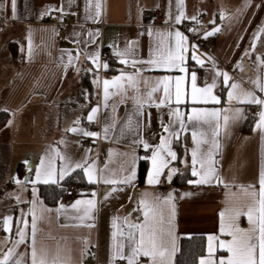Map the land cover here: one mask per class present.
I'll use <instances>...</instances> for the list:
<instances>
[{"label":"crops","instance_id":"crops-1","mask_svg":"<svg viewBox=\"0 0 264 264\" xmlns=\"http://www.w3.org/2000/svg\"><path fill=\"white\" fill-rule=\"evenodd\" d=\"M200 1L183 0L181 6L177 0H71V3L69 0H16L13 18L10 0H0V112L10 114L0 135L10 129V145L20 146L26 155L18 164L15 163L16 176L7 180V187L0 194V260L12 249L8 264H15L16 260L31 264L34 211L38 256L46 253L49 260L58 257L62 264H84L88 253L96 247L97 264H116L117 261L127 264L126 260H112V234L118 229L124 231L123 237L117 235L116 242H123L126 254L129 253L128 228L123 221L128 218L130 223L143 222L141 200H160L166 221L174 205L173 230L177 250L171 257V264H176L181 240L193 236H204L206 241L209 235L218 237L215 242L216 260L230 255L219 248L220 241L231 240L229 235L220 232V213L228 208H242L246 212L247 207L254 203L250 193L259 192L264 166V129L258 128L257 123L258 113L264 110V106L238 102L236 98L229 100L227 93L231 89L224 85L222 77H216V88L213 89V94L220 99L219 104H193L191 73L196 74L197 87L203 88L212 83L216 69L227 72L231 77L229 84L238 83L240 90L254 91L258 98L264 99V93L249 83L257 77L264 81V65L259 60L264 58V33L255 40L253 50L254 34L264 26V0H220L221 10H210L209 13L201 11ZM97 3L99 16L96 15ZM50 11L59 13L60 22L66 17L72 18L62 42L58 40L60 25L41 21ZM156 11L163 16L159 23L153 18ZM180 12L184 13V18L177 23L175 17ZM184 24L189 25L187 33L181 30ZM215 28L220 30L206 37V33ZM175 31L187 37L190 48L182 65L186 72L148 64L147 61L156 59L159 53L166 55L169 47H175L174 36H168ZM209 39L212 45L206 47ZM191 46H195L197 55L204 60L203 67L191 59ZM126 49L127 54L123 58L129 62L122 64V57L115 53ZM103 50L110 51L114 59L107 63L104 74L99 76V68L91 56L98 52L100 64ZM68 53L77 57L72 64L68 63ZM132 61H136L134 66ZM111 69L117 71L112 73ZM122 73L134 75L136 85L129 86L126 80L120 82L123 88L110 85L105 106L103 81H112ZM86 74L95 75L87 88L83 87ZM180 76L185 77L183 87L188 95L184 103L177 105L175 78ZM166 77L171 78L167 81L171 102L165 99V84L160 83ZM153 88L157 90L149 100L148 93ZM161 100L165 103L161 104ZM138 105H142L139 111ZM193 107L221 110L217 137L220 147L214 153L213 166L223 182L188 183L177 188L171 184L174 177L186 171L191 174V151L196 147L191 134L194 126L201 131H209L207 125L188 122L187 116ZM93 108H98V112L90 122L88 116ZM177 108L185 120L186 130H181L170 114ZM237 108L243 110L245 118L231 119L233 110ZM226 109L227 112L224 111ZM224 115L230 117L226 127ZM247 120L253 122V127L249 133H244ZM89 123L96 124L91 132L97 136L82 134ZM106 125L110 128L107 136L104 134ZM165 126L169 127V132H165ZM72 128L82 131L73 132ZM173 131L178 135L170 136ZM162 137L170 139L169 146L176 152L177 159L168 158L169 165L160 182L149 185L147 177L152 169L151 155ZM141 141L150 147L145 149ZM81 142L86 144L81 146ZM210 147L201 145V152ZM53 149L67 160L62 161ZM147 151H151L149 156H145ZM49 160L56 170L53 178L57 183L43 182L42 161L46 168ZM141 161L148 163L143 185L139 183ZM68 162L72 167L76 163L92 166L95 182H89L81 168L69 171L60 179L59 172ZM19 164L22 165L18 171ZM173 168L177 171L169 181L168 173ZM37 169L42 172L39 180ZM132 171H135L132 182L122 183ZM75 173L76 182L62 185ZM191 177V180L197 179ZM105 180L117 183H105ZM41 185L65 188L56 205L50 206L40 197ZM70 186L78 188L76 195L63 200ZM169 196L172 197L171 204H163L162 201ZM89 199L95 201V208L81 220L87 206L79 205L80 210L77 211L72 205L77 200ZM6 216L13 218L10 233L4 231L3 218ZM113 218H116L117 228L113 227ZM22 220L28 221L26 228ZM236 225L244 230L252 227L246 215H241ZM19 229H24L25 238L23 243L16 245ZM165 239L171 249L172 238ZM207 255L208 252L202 258H207ZM138 259L139 264H151L148 257Z\"/></svg>","mask_w":264,"mask_h":264},{"label":"snow or ice","instance_id":"snow-or-ice-1","mask_svg":"<svg viewBox=\"0 0 264 264\" xmlns=\"http://www.w3.org/2000/svg\"><path fill=\"white\" fill-rule=\"evenodd\" d=\"M11 9L13 18H15V9H16V0H10ZM91 2V0H89ZM71 3V0H69ZM177 3L182 6L183 0H177ZM97 12L96 15L99 16V4L96 5ZM63 11V9H59ZM47 14V13H45ZM223 16V13H221ZM184 18V13L180 12L175 17L177 23H180ZM191 19L196 20V17H192ZM220 29L215 28L213 31L207 32V36H212L215 32H218ZM264 33V26H262L258 31L254 34L253 41V50L255 49V40L260 38V34ZM91 35V34H90ZM158 35H163L158 33ZM168 36H174L175 38V47H169L167 50V54L159 53L156 59H150L147 61L150 65L162 66L166 68H178L180 72H186V68L182 65L185 64L186 54L189 53V45L187 44V37L184 36L180 31H175L174 33H168ZM163 43V39L161 41ZM118 57H122L120 63L127 64L129 61L124 59L123 57L127 54V49L125 52H116ZM247 55V53H246ZM77 57H73L71 53H68V63L72 64L73 61ZM91 58L93 62L96 64V67L99 68V53L92 54ZM191 59L195 61L197 65L201 67L204 66V60L201 59L200 56L197 55V50L195 46H191ZM211 59V58H209ZM261 65H264V58H259ZM136 61H132L133 66ZM103 67L107 69V63L103 64ZM240 67V65H237ZM213 68L215 69V65L213 64ZM138 74V73H137ZM216 77H222L224 85L230 87L231 91L227 93L228 99L232 100L236 98L238 102H243L247 104H255L264 106V99L258 98L254 91L248 90H240L241 86L238 83H231V77L227 72H221L216 69L213 77V81L211 84H208L206 87H197L196 84V74L195 72L191 73V102L193 104L204 103L207 104L209 102L214 104H219L220 99L213 94V89L216 88ZM171 78H164L160 83H164V96L165 99L171 102L172 95L169 91V87L167 81ZM122 80H126L129 83V86H135L137 81L134 75L122 73L121 76L114 78L112 81L104 80L103 81V93H104V101L105 106H107V101L110 95L109 88L111 86H119L123 88L124 85L120 82ZM185 77L180 76L175 78V103L177 105L184 103L185 98L187 97V92L183 87ZM249 83L255 85L261 93H264V81L260 77H257L255 80L249 81ZM138 90V89H137ZM157 89L153 88L149 93L148 97L151 100L152 93ZM237 90H240L239 93ZM161 104L165 103V100L160 101ZM139 107L142 105H138ZM227 112L228 110H224ZM98 112V108L92 109V114L88 116V120L91 122L94 119L95 114ZM233 116L231 119H243V110L242 109H234ZM170 114L175 118V122H178L179 128L181 130H186L185 120L179 109L172 110ZM259 121L257 123V127L260 129H264V110H261L258 113ZM230 117L228 115L223 116L224 126L226 127L229 122ZM188 122H197L198 124H204L208 126L209 131H201L199 127L194 126V130L192 131V140L196 145L195 148L191 151V175L196 177L195 180H190V184H211L213 182L222 183L223 181L219 177L218 172L214 168V153L219 149L220 145L218 142L219 130L221 127V110L220 109H206V108H196L193 107L191 109V114L187 116ZM73 132L82 131L77 128L70 129ZM110 128L109 126H105L104 134L107 136ZM165 132H169V127L165 126ZM209 132L211 139H209ZM85 136H97V133L94 132H82ZM178 135L176 132H170V136ZM143 147L148 149L150 145L146 142L141 141ZM170 145V139L161 138L160 145H158L155 150L152 152L151 161H152V169L148 173L147 183L149 185L158 184L160 182V177L164 173V170L169 165V159L176 160L177 155L174 152ZM201 145H211L210 148L207 149L206 152H201ZM52 151H56L53 149ZM56 155L62 161H66L67 158L61 156L58 151H56ZM86 163V161H85ZM199 165V169L197 168ZM76 168L83 169L85 175L88 176L89 182H95L93 180L92 175V166L85 167L84 163H76L74 167H72L71 163H66L65 167L62 168L59 172V178L63 179L64 176L69 171H74ZM42 169L43 175L45 179L44 183H57V180L53 177L56 175V170L53 167V163L51 160L48 162V166L46 168L43 167L42 161ZM176 169L173 168L168 173L169 181L172 178V174L176 173ZM37 179L39 180L42 172L40 169H37ZM135 177V171H132V174L126 177L122 183L129 184ZM19 183V181H17ZM105 183H117L115 180H105ZM260 188L259 192H251L250 195L254 199V203L247 207V211L245 212L242 208H228L224 212L220 213L221 216V226L220 232L222 234H227L231 237L230 241H220L219 248L225 249L230 255L225 258H220L219 260L215 259L216 246L215 242L218 240V237L214 235H209L207 237V258H202L199 264H264V166H262L260 180H259ZM227 187V185H225ZM115 191V189H113ZM94 195V194H93ZM185 195H190L186 193ZM172 197L169 196L167 199L162 201L163 204H171ZM86 205L83 209L84 216L80 217L83 220L85 217L89 216V213L95 208V201L92 199L89 200H77L72 208L79 211V205ZM140 204L143 206V222L140 223H130L128 218H124L123 223L127 225V241L128 248L130 252L126 254L125 252V244L123 242H116L117 235L123 237L125 235L122 229H118V231H114L113 236V254L112 260L116 259L126 260L127 264H139V257H148L150 259L151 264H171V257L176 252L175 247V237L173 230V220L175 218L174 205L172 206L171 214L168 216L167 221L165 220V213L163 208L160 206L161 201L157 200L154 202H147L144 200L140 201ZM63 209V205H61V210ZM241 215H246L249 223L252 227L249 230H244L239 228L236 225L237 219ZM225 216L227 219L225 220ZM11 216H6L3 218V226L4 231L6 233L11 232ZM24 227L26 228L28 225L27 220L21 221ZM167 225V227H165ZM91 226V225H90ZM113 227L117 228L116 218H113ZM17 235L19 236V240L16 241V245L24 242L25 232L24 229H19L17 231ZM31 235H32V251H31V264H62L58 257H54L51 260L47 258L46 253L38 256L37 250L35 248V237H36V217L33 211L32 215V227H31ZM166 237L171 239V249L167 246ZM13 255V250L9 249L8 252L4 255L3 259L0 260V264H8L10 257ZM15 264H22V260H16Z\"/></svg>","mask_w":264,"mask_h":264},{"label":"trees","instance_id":"trees-1","mask_svg":"<svg viewBox=\"0 0 264 264\" xmlns=\"http://www.w3.org/2000/svg\"><path fill=\"white\" fill-rule=\"evenodd\" d=\"M112 62V61H111ZM110 63V62H109ZM112 73H115L116 69L109 70ZM95 77L94 74H86L84 77L83 87H88L92 81V77ZM10 114L9 112H0V131L5 127L9 120ZM253 127V122L247 120L244 127L243 132L249 133ZM22 164H19L17 170L19 171ZM148 169V163L146 161H141L139 166V183L143 185L146 177ZM81 174V172H79ZM74 175L68 177L62 185L66 186L70 183L76 182ZM190 172L186 171L184 173L177 174L172 180L171 184L174 187H184L187 186L189 181L191 180ZM82 182V181H81ZM80 183V182H79ZM82 184V183H81ZM64 187L58 185H41L39 186V194L40 197L44 200V202L50 206L56 205L62 195L64 194ZM207 254V241L204 236H193L189 238H183L180 242V249L177 255L176 264H199V260Z\"/></svg>","mask_w":264,"mask_h":264},{"label":"built area","instance_id":"built-area-1","mask_svg":"<svg viewBox=\"0 0 264 264\" xmlns=\"http://www.w3.org/2000/svg\"><path fill=\"white\" fill-rule=\"evenodd\" d=\"M162 13L160 11H156L154 12L153 14V18H154V21L156 23H159L161 20H162ZM201 16H199L198 18H201ZM43 23H46V24H50V25H56V24H59L60 25V29H59V37H58V40L60 42H62L64 39H65V29L66 27L71 24L72 22V18L71 17H66L64 19L63 22H60L59 21V13L58 12H55V11H50L48 12L47 14H45L43 17H42V20H41ZM181 30L184 32V33H187L188 30H189V25L188 24H184L181 26ZM206 47H209L212 45V42L211 40H207L206 42ZM114 59V55L110 52V51H107V50H103L101 52V55H100V67L98 69V72H99V76H102L105 72V68L103 67V64L104 63H109L111 61H113ZM95 123H89L85 126V130L87 132H91L94 130L95 128ZM86 143L85 142H81L80 145L81 146H84ZM151 153V151H147L145 153V156H149ZM78 188L76 186H70L67 188L66 192H65V196L63 198V200H65V198H68V197H73L76 195V192H77ZM84 264H97V249L96 247H94L90 253H88V255L86 256L85 260H84ZM116 264H122L121 261H117Z\"/></svg>","mask_w":264,"mask_h":264},{"label":"rangeland","instance_id":"rangeland-1","mask_svg":"<svg viewBox=\"0 0 264 264\" xmlns=\"http://www.w3.org/2000/svg\"><path fill=\"white\" fill-rule=\"evenodd\" d=\"M220 3V0H214L212 4L211 0H201V11L209 13L210 10H221ZM11 134L12 131L7 129L5 133L0 135V194L7 187V180L9 178L13 179L16 176V165L18 161L26 157L25 151L20 146L15 147L10 145L12 139ZM15 163L17 164L15 165Z\"/></svg>","mask_w":264,"mask_h":264}]
</instances>
